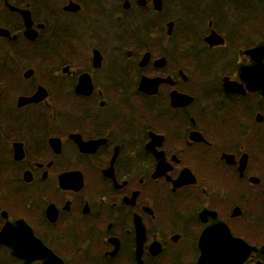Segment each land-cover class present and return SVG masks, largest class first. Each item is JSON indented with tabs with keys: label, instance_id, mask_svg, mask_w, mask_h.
Masks as SVG:
<instances>
[{
	"label": "flooded vegetation",
	"instance_id": "1",
	"mask_svg": "<svg viewBox=\"0 0 264 264\" xmlns=\"http://www.w3.org/2000/svg\"><path fill=\"white\" fill-rule=\"evenodd\" d=\"M214 2L0 0V264H198L210 221L264 247L254 27Z\"/></svg>",
	"mask_w": 264,
	"mask_h": 264
},
{
	"label": "water",
	"instance_id": "2",
	"mask_svg": "<svg viewBox=\"0 0 264 264\" xmlns=\"http://www.w3.org/2000/svg\"><path fill=\"white\" fill-rule=\"evenodd\" d=\"M246 54L250 56L252 63L241 67L239 76L244 80L249 91L254 89V92L264 96V42H258L254 49L247 51ZM31 101L36 102L34 99ZM186 179L187 177L182 179L180 177L176 186L180 187L188 183ZM214 217H216L215 214ZM218 222L210 221L199 239L200 248L208 249L210 259L201 257L198 264H207V261L209 264H246L254 253L264 261V247L257 249L248 245L244 240L234 237L224 223L218 225Z\"/></svg>",
	"mask_w": 264,
	"mask_h": 264
},
{
	"label": "trees",
	"instance_id": "3",
	"mask_svg": "<svg viewBox=\"0 0 264 264\" xmlns=\"http://www.w3.org/2000/svg\"><path fill=\"white\" fill-rule=\"evenodd\" d=\"M206 1V0H202ZM219 3L226 12L240 14L235 20L237 29L254 27V45L264 41V0H208Z\"/></svg>",
	"mask_w": 264,
	"mask_h": 264
}]
</instances>
